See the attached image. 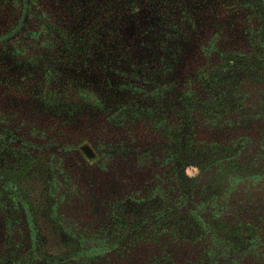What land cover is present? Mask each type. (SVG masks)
<instances>
[{"label":"flooded vegetation","instance_id":"af4514ba","mask_svg":"<svg viewBox=\"0 0 264 264\" xmlns=\"http://www.w3.org/2000/svg\"><path fill=\"white\" fill-rule=\"evenodd\" d=\"M0 264H264V0H0Z\"/></svg>","mask_w":264,"mask_h":264}]
</instances>
